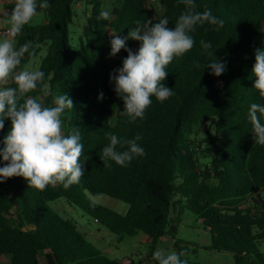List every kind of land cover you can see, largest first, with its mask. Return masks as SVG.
<instances>
[{"label":"trees","instance_id":"trees-1","mask_svg":"<svg viewBox=\"0 0 264 264\" xmlns=\"http://www.w3.org/2000/svg\"><path fill=\"white\" fill-rule=\"evenodd\" d=\"M48 2L49 7L38 10L45 20L26 25L16 37L18 44L32 45L21 68L44 52L37 68L45 72L44 82L28 96L41 98L45 106L61 92L72 99L73 110L66 112L63 125L65 132L76 127L81 131L85 175L69 188L58 184L44 191L29 187L22 177L0 183V264L3 255H9L10 264H123L50 208L48 203L58 198L120 237L143 233L149 254L132 264H157L152 254L164 236L174 240L177 253L189 249L175 239L185 210L208 231L204 248L230 251L234 264H264V146L254 143L247 119L252 103H264L252 76L254 51L264 46V0H196L197 11L211 10L224 27L218 32L208 25L197 28L193 49L166 69L163 83L174 95L163 103L153 97L145 118L134 123L122 115L124 103L110 82V74L127 56L122 49L110 57L111 32L127 35L137 20L148 19L155 23L167 18L174 27L185 6L178 0H118L105 21L99 19L100 0ZM73 2L89 5L78 49L69 44ZM156 4L163 7L162 17ZM3 7L9 15L14 2ZM201 40L211 42L214 55L227 62L221 76L204 68L215 57L204 55ZM127 47L135 52L139 43L129 40ZM7 86L14 87V81ZM206 122L210 134L201 131ZM9 128L6 120L0 140ZM111 134L121 139L139 134L146 155L128 167L103 163L101 150ZM99 194L126 203V211L92 202Z\"/></svg>","mask_w":264,"mask_h":264},{"label":"clouds","instance_id":"clouds-1","mask_svg":"<svg viewBox=\"0 0 264 264\" xmlns=\"http://www.w3.org/2000/svg\"><path fill=\"white\" fill-rule=\"evenodd\" d=\"M178 2L185 6V10L174 27H169L167 18L155 23L148 19L137 20L127 35L111 32L110 57H115L122 49L127 53L122 66L110 74V82L124 103L121 113L130 123L145 118L153 97L163 103L174 95L173 89L163 83L169 73L166 69L174 59L182 58L193 49L196 43L193 33L197 28L208 25L218 32L224 27V20L211 10L197 11L196 0ZM47 7L48 0H15L9 11L7 36L0 39V131L4 130L5 121L10 120V128L0 140V183L12 177H22L29 187L40 191L58 184L69 188L85 175L82 166L85 145L81 131L76 127L65 132L63 125L66 112L73 110L72 99L61 92L53 97L51 106H45L39 99L29 97L28 94L44 82L45 72L21 68L25 54H31L32 45L30 41L18 44L16 37L38 15L39 9ZM110 18V10L100 12L99 19L108 21ZM129 40L139 43L137 51L127 47ZM200 47L206 57H215L204 65L210 75L219 77L227 71V62L214 55L216 49L211 42L201 40ZM254 57L253 88L264 97V46L255 49ZM10 79L14 81V87L7 86ZM48 94L45 89L44 95ZM247 119L252 125L254 143L264 146V103H252ZM141 139L139 134L132 139L111 134L109 143L102 147L100 158L103 163L111 161L120 167H128L134 159L146 155L139 143ZM184 255L158 247L152 257L157 264H188L182 258Z\"/></svg>","mask_w":264,"mask_h":264},{"label":"rangeland","instance_id":"rangeland-1","mask_svg":"<svg viewBox=\"0 0 264 264\" xmlns=\"http://www.w3.org/2000/svg\"><path fill=\"white\" fill-rule=\"evenodd\" d=\"M100 1L103 10L111 11L114 3L118 0ZM156 8L159 15L162 17L163 7L156 4ZM2 9V6H0V39L7 36V34L3 35L1 32L8 30L10 27V24L8 23L9 15L7 13H2ZM72 9L74 15L72 17V22L68 26L69 44L72 48L78 49V36L80 35L85 20V14L88 13L89 5L82 2H73ZM44 20L45 13L41 10L29 25H38ZM43 55L44 52L42 51L37 56L31 57L23 69H37ZM38 99L40 100L41 98ZM207 125L208 122L204 123L201 131L207 129ZM206 131H208L207 133L209 134L211 133V130L209 129ZM91 201L106 206L119 213H124L127 209L126 203L105 194L92 196ZM48 204L50 208L61 217L72 221L76 229L81 234H84L87 241L95 245L110 258H117L123 264H132V262H137L140 258L145 259L149 254V243L143 233L139 232L134 236L120 237L109 232L101 223L95 221L80 208L70 204L64 198H58ZM175 239L178 240V246H186L189 248L184 252L185 255L182 257L183 259L201 264H234L231 253L206 249L203 247L209 243V233L200 220L196 221L194 214L190 211L185 210L180 215ZM158 247L176 251L174 240L167 236L158 240L155 250ZM261 248H263V245H261ZM1 264H10L9 255L2 256ZM142 264H149V262L143 260Z\"/></svg>","mask_w":264,"mask_h":264},{"label":"built area","instance_id":"built-area-1","mask_svg":"<svg viewBox=\"0 0 264 264\" xmlns=\"http://www.w3.org/2000/svg\"><path fill=\"white\" fill-rule=\"evenodd\" d=\"M4 3H11L13 2L12 0H2ZM8 30H4L2 31L1 33L4 35V34H7Z\"/></svg>","mask_w":264,"mask_h":264},{"label":"crops","instance_id":"crops-1","mask_svg":"<svg viewBox=\"0 0 264 264\" xmlns=\"http://www.w3.org/2000/svg\"><path fill=\"white\" fill-rule=\"evenodd\" d=\"M12 1L15 3V0H12ZM3 3L4 2L2 0H0V6H2V8H3L1 12L2 13H6L5 10H4V7H3Z\"/></svg>","mask_w":264,"mask_h":264},{"label":"water","instance_id":"water-1","mask_svg":"<svg viewBox=\"0 0 264 264\" xmlns=\"http://www.w3.org/2000/svg\"><path fill=\"white\" fill-rule=\"evenodd\" d=\"M224 252H226V253H231L230 251H227V250H226V251H224Z\"/></svg>","mask_w":264,"mask_h":264}]
</instances>
